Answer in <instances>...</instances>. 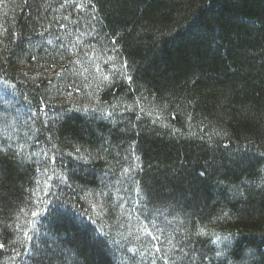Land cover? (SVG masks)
<instances>
[{
	"label": "trees",
	"instance_id": "16d2710c",
	"mask_svg": "<svg viewBox=\"0 0 264 264\" xmlns=\"http://www.w3.org/2000/svg\"><path fill=\"white\" fill-rule=\"evenodd\" d=\"M0 244L264 264V0H0Z\"/></svg>",
	"mask_w": 264,
	"mask_h": 264
},
{
	"label": "snow or ice",
	"instance_id": "6c2138e0",
	"mask_svg": "<svg viewBox=\"0 0 264 264\" xmlns=\"http://www.w3.org/2000/svg\"><path fill=\"white\" fill-rule=\"evenodd\" d=\"M201 175H203V173H201ZM0 247H3V245H2V244H0Z\"/></svg>",
	"mask_w": 264,
	"mask_h": 264
},
{
	"label": "rangeland",
	"instance_id": "374dc122",
	"mask_svg": "<svg viewBox=\"0 0 264 264\" xmlns=\"http://www.w3.org/2000/svg\"><path fill=\"white\" fill-rule=\"evenodd\" d=\"M18 112H20V109H18Z\"/></svg>",
	"mask_w": 264,
	"mask_h": 264
}]
</instances>
